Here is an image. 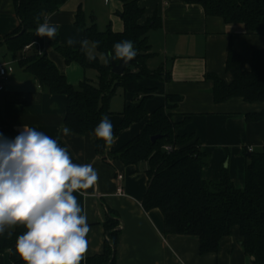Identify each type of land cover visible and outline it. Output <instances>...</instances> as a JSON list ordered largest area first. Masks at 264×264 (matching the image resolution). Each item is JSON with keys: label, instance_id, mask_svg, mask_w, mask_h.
Wrapping results in <instances>:
<instances>
[{"label": "crops", "instance_id": "crops-1", "mask_svg": "<svg viewBox=\"0 0 264 264\" xmlns=\"http://www.w3.org/2000/svg\"><path fill=\"white\" fill-rule=\"evenodd\" d=\"M138 4L143 12L140 24L153 19L159 21L147 34L152 54L147 67L149 70L162 67L163 74L159 79L140 81L145 89L154 90V95L144 105L145 118L122 129L119 127L124 107H134L138 101L131 94L117 91L109 102L110 114L106 116L113 125L114 139L110 145L102 141V152L98 154L92 135L63 133L66 97L46 93L37 80L17 65L18 57L5 42L19 25L14 0H0V64L11 63L14 68L0 92V135L14 140L25 126L43 132L64 145L73 163L91 164L97 171L98 181L92 188L73 193L90 227L86 237L88 248L81 264L102 253L103 225L108 216L119 221L115 264H251L240 245L237 228L220 241L215 254L201 255L196 237L165 235L160 211L146 212L141 205L147 189V164L125 166L112 155L138 136L150 114L165 107L166 97H177L178 103L168 112L174 123L185 122L175 134H193L201 151L209 156L201 171L202 180L217 182L226 164L234 188L242 190L246 154L264 148V121L248 122L246 116L260 113L264 104L247 103L241 98L215 103L213 81L208 76L226 83L231 81L225 68L230 45L240 59L241 70L249 71L252 52L264 50V35L245 34L241 26L226 25L220 18L207 17L199 5L186 4L183 0H140ZM78 9L86 27L95 24L100 32L107 27L113 33L123 30L118 16L122 11L120 0H67L47 16L50 24L58 26V32L52 39L41 37L37 51L46 55L71 86L85 79L97 80L94 70L65 63L53 47L58 44L73 50L79 48L82 31L75 24ZM69 39L73 41L71 45L67 43ZM32 50L31 47L26 54ZM95 52L91 57L105 63V57ZM117 95L119 98H115ZM117 176L122 179L117 180ZM118 188L122 189V196L116 194ZM0 264H12L8 252L0 255Z\"/></svg>", "mask_w": 264, "mask_h": 264}, {"label": "trees", "instance_id": "trees-1", "mask_svg": "<svg viewBox=\"0 0 264 264\" xmlns=\"http://www.w3.org/2000/svg\"><path fill=\"white\" fill-rule=\"evenodd\" d=\"M67 0H14L19 21L17 29L5 38L10 52L18 57L19 68L37 80L50 95L66 97L64 126L72 134H90L95 139L96 151L102 152V140L95 136V128L110 114L108 105L118 90L131 94L138 103L124 107L119 129L140 123L146 116L144 105L154 95V90L145 89L140 81L146 78H161L162 67L149 70L147 60L152 57L147 41L150 30L159 25L153 19L140 24L142 9L140 0H120L122 11L118 14L123 30L113 33L109 27L98 31L95 24L86 27L80 9L76 14V26L82 31L78 49L53 44L54 50L65 63H76L84 70L97 73L96 82L83 80L77 86L67 83L46 55L38 54L41 37L36 35L39 24L56 12ZM186 4L199 5L207 17L220 18L226 25L241 26L248 35H264V0H183ZM39 17V20L36 18ZM130 40L137 51L135 61L129 64L122 76L111 74L110 61L115 55L114 45ZM82 41L91 43L105 63L97 57L89 59ZM95 42H99L98 44ZM33 48L23 54L25 46ZM111 54V55H110ZM120 59L112 61L117 64ZM225 68L231 76L229 83L208 76L213 81V99L223 103L232 98H241L247 103L264 104V50H254L249 71H242L240 59L230 45ZM165 80V78H162ZM177 97H166V105L150 114L140 133L112 157L125 166L146 163L147 189L142 199V208L148 212L160 211L163 217L164 234L196 237L199 253L215 254L220 241L230 236L237 228L240 245L251 264H264V148L246 154L245 184L242 190L234 188L226 168L221 170L217 182H206L201 171L209 156L200 149L193 134L176 135L180 124L172 120L168 112L178 103ZM248 122L264 121V109L246 116ZM159 135L154 143L150 138ZM60 146L64 145L57 141ZM164 147H170L167 151ZM119 221L108 216L104 222L105 240L102 253L87 258L85 264H115V253L120 236ZM11 232V236L8 232ZM26 228L16 225L0 235V255L8 252L12 264H25L16 253V240Z\"/></svg>", "mask_w": 264, "mask_h": 264}, {"label": "clouds", "instance_id": "clouds-1", "mask_svg": "<svg viewBox=\"0 0 264 264\" xmlns=\"http://www.w3.org/2000/svg\"><path fill=\"white\" fill-rule=\"evenodd\" d=\"M57 32L58 26L45 20L36 35L52 39ZM114 50L113 61L124 64L137 55L130 40L116 43ZM62 131L67 135L70 129ZM95 136L112 144L113 125L107 117L95 128ZM97 181L91 164L73 163L66 148L43 132L25 126L14 140L0 135V235L16 225L26 228L15 247L25 264H81L90 227L73 193Z\"/></svg>", "mask_w": 264, "mask_h": 264}, {"label": "built area", "instance_id": "built-area-1", "mask_svg": "<svg viewBox=\"0 0 264 264\" xmlns=\"http://www.w3.org/2000/svg\"><path fill=\"white\" fill-rule=\"evenodd\" d=\"M31 48V45H27L23 49V54H26ZM38 54L40 55V51L38 50ZM14 72V68L11 63H3L0 64V92L4 90V83L9 79L10 75ZM165 150L171 151L170 147H164ZM117 180H121L122 176H117ZM116 194L118 196L123 195V191L121 188L116 190Z\"/></svg>", "mask_w": 264, "mask_h": 264}, {"label": "water", "instance_id": "water-1", "mask_svg": "<svg viewBox=\"0 0 264 264\" xmlns=\"http://www.w3.org/2000/svg\"><path fill=\"white\" fill-rule=\"evenodd\" d=\"M110 61V67H111V74L116 75V76H122L126 67L133 63L135 61V57L133 58V60L127 62L126 64L123 63V61L119 60L117 64H115L112 59H109ZM157 139H160L159 135L153 136L150 138V142L154 143ZM225 168H226V164H225Z\"/></svg>", "mask_w": 264, "mask_h": 264}, {"label": "rangeland", "instance_id": "rangeland-1", "mask_svg": "<svg viewBox=\"0 0 264 264\" xmlns=\"http://www.w3.org/2000/svg\"><path fill=\"white\" fill-rule=\"evenodd\" d=\"M88 50L87 51H85V53L89 56V57H91L92 55H95L96 54V52H95V49H93V47H92V45L90 44V43H88ZM115 98H119L118 97V95L115 97ZM12 229V228H11ZM11 229H9V230H11Z\"/></svg>", "mask_w": 264, "mask_h": 264}]
</instances>
